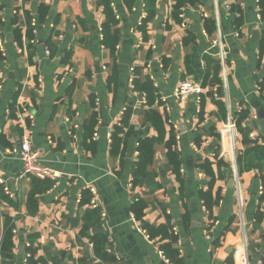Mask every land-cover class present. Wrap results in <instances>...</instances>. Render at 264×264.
Returning <instances> with one entry per match:
<instances>
[{
    "label": "crops",
    "instance_id": "1",
    "mask_svg": "<svg viewBox=\"0 0 264 264\" xmlns=\"http://www.w3.org/2000/svg\"><path fill=\"white\" fill-rule=\"evenodd\" d=\"M175 3L109 0L108 13L99 0H0V242L8 219L14 264H26L30 244L40 264H104L90 239L103 233L116 258L110 264H172L160 254L166 241L150 237L145 223L170 225L178 264H230L231 258L234 264L236 192L218 130L225 96L236 117L247 111L236 122V166L249 264H264V136L251 105L264 107V93H254L264 82L259 0H183L178 10ZM205 56L219 63L220 85ZM186 79L201 83L199 102L174 96ZM23 133L40 162L61 175L34 203H28L31 176H21L20 158L8 151ZM170 136L178 175L168 165ZM146 138L154 140L149 176L134 185L138 145ZM204 162L213 171L210 209L200 197L211 180ZM136 199L146 203L141 219L132 211ZM91 210L101 222L87 227Z\"/></svg>",
    "mask_w": 264,
    "mask_h": 264
},
{
    "label": "trees",
    "instance_id": "2",
    "mask_svg": "<svg viewBox=\"0 0 264 264\" xmlns=\"http://www.w3.org/2000/svg\"><path fill=\"white\" fill-rule=\"evenodd\" d=\"M100 3L104 6V9L109 13V0H99ZM175 9L178 10L180 8V5L183 0H175ZM186 1V0H184ZM259 7H260V16H264V0H259ZM238 8L234 9L232 7V10L235 11ZM207 22V20H206ZM241 20H239V23ZM209 30V28H207ZM260 53H264V36L261 38L260 41ZM206 63L211 65L214 70V84L219 83V79L217 78V73L219 71V63L216 62L214 59L205 56ZM147 89L148 93H151L152 89L149 86V88L145 87ZM236 122L240 123L241 120H245L247 117V111H242V113L237 114ZM127 117V114L125 115ZM125 118V117H124ZM125 120V119H124ZM92 125L96 123L95 116H91L88 120ZM242 132H247L246 129H242ZM153 139H142L139 142L138 145V151H139V159L136 163V167L133 172V184H140L141 179L144 177H148L149 174L147 172V166L152 161V155H153ZM167 146V158H168V165L171 166L172 170L175 171V173L179 174V161L177 154L174 150L175 148V140L173 136H170V139L166 143ZM220 161L218 160V165H220ZM201 167L204 169L206 174L210 176V182H208L209 186L208 189L205 191H200V197L202 198L204 204L208 209H210L211 204L215 203L216 201L211 202L210 199L211 196V185H212V179H213V171L211 168V164L209 162H204L201 164ZM238 169V168H237ZM239 172V171H238ZM31 188L28 193V203H34L33 198L36 194L42 193L48 188H50L53 185V180L45 178V179H39L35 177H31ZM218 198V195L216 196V199ZM30 205V204H29ZM96 208V207H95ZM146 208V203L140 199H136L133 202L132 205V211L136 218L141 219L144 214V209ZM99 212L97 210L95 211H89L86 216V222L84 226H94L95 224H99L101 222L99 218ZM185 217V216H184ZM260 217V215H259ZM144 228L147 230L150 237H159L160 240H165L166 242L161 244V250L164 254V256L168 259L169 262L172 264H178V252L172 247V244L177 241L176 233L171 231V227L168 224L160 225L158 227H154L152 225H149L148 223L144 224ZM92 244H93V250L95 257L99 258L101 262L104 264H110L116 261L115 256L113 253L107 248L110 246V242L108 239V236L103 234H97L90 237ZM13 233H12V222L10 220H6L3 235L0 242V254L2 257V264H14L13 263ZM29 257L27 258L26 264H40L41 260L39 258H35L36 250L33 248L30 244V247L27 248ZM231 264V260H228ZM102 264V263H99Z\"/></svg>",
    "mask_w": 264,
    "mask_h": 264
},
{
    "label": "built area",
    "instance_id": "3",
    "mask_svg": "<svg viewBox=\"0 0 264 264\" xmlns=\"http://www.w3.org/2000/svg\"><path fill=\"white\" fill-rule=\"evenodd\" d=\"M34 22L32 21V25ZM211 46H219L218 52L215 56L219 61H224V52L222 50V44L220 39H214L211 41ZM1 87V86H0ZM203 87L201 83L195 79H186L181 81L177 87L174 89V96L176 99H184L189 95H194L196 101L201 100V95L203 93ZM254 93L256 96H261L264 93V82L261 86L257 85ZM225 105V120L218 128L219 138H220V148L221 156L224 158L229 157L230 165L232 169V179L233 187L236 192V201H237V218H238V227L240 237L239 240L234 244L232 250V257L234 264H249V255H248V227L246 219L244 217V199L241 191V183L239 178V173L236 166V139H237V123H236V114L233 108L230 105V101L227 96L224 98ZM242 125L248 124L247 122H242ZM49 143L51 140L49 139ZM225 143V144H224ZM9 152L15 153L18 155L22 162V172L21 176H31L39 179H51L56 181L61 175L58 171L42 164L40 162L41 156L39 151L32 146L31 140L27 133H23L21 140L17 146H13L8 149ZM3 183L2 180H0ZM90 205L91 207H96V190L94 187L90 186ZM3 191L8 196L13 197V191L4 184ZM104 212L101 213V216H104ZM145 233V231H142ZM165 262L169 263L168 259L164 256L163 252L160 250Z\"/></svg>",
    "mask_w": 264,
    "mask_h": 264
},
{
    "label": "water",
    "instance_id": "4",
    "mask_svg": "<svg viewBox=\"0 0 264 264\" xmlns=\"http://www.w3.org/2000/svg\"><path fill=\"white\" fill-rule=\"evenodd\" d=\"M219 90L220 89H218V91ZM251 105L255 108L256 125L264 136V107L261 105L260 101H252ZM230 186H233L232 179H230Z\"/></svg>",
    "mask_w": 264,
    "mask_h": 264
}]
</instances>
